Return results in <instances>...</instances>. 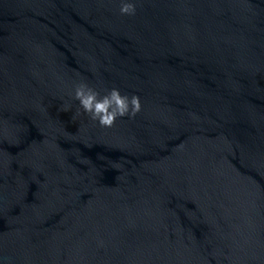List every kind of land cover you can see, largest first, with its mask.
Instances as JSON below:
<instances>
[{"label": "water", "instance_id": "95a60500", "mask_svg": "<svg viewBox=\"0 0 264 264\" xmlns=\"http://www.w3.org/2000/svg\"><path fill=\"white\" fill-rule=\"evenodd\" d=\"M132 2L0 0V264H264V0Z\"/></svg>", "mask_w": 264, "mask_h": 264}, {"label": "clouds", "instance_id": "9594fccd", "mask_svg": "<svg viewBox=\"0 0 264 264\" xmlns=\"http://www.w3.org/2000/svg\"><path fill=\"white\" fill-rule=\"evenodd\" d=\"M136 7L132 0H121L120 14L135 15ZM73 99L78 101L83 113L102 127H111L120 117H134L140 111L138 96L122 95L117 88L107 90L101 95L85 82L74 85Z\"/></svg>", "mask_w": 264, "mask_h": 264}]
</instances>
